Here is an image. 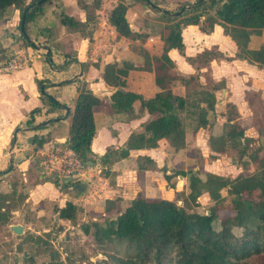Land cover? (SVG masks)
Instances as JSON below:
<instances>
[{
    "label": "trees",
    "instance_id": "trees-1",
    "mask_svg": "<svg viewBox=\"0 0 264 264\" xmlns=\"http://www.w3.org/2000/svg\"><path fill=\"white\" fill-rule=\"evenodd\" d=\"M37 1L39 0H0V22L6 19L11 9L19 10L20 29L21 20L25 17L21 38L29 47H32L31 41L23 33L26 32L33 41L34 38L37 40L41 33L47 34L43 28L37 29L36 25L50 8L47 5L53 0H46L40 5L36 4ZM144 1L167 19H176L181 14L173 16L163 12L160 6L151 0ZM100 4L101 0H97L95 9H98ZM78 5L86 12V21L77 19L62 9L58 22L70 32L90 38L97 28L96 18L89 12L87 2L78 0ZM209 7L215 9L214 14L207 13ZM187 9L183 12L203 10L200 14L182 18L163 27L160 34L164 41V51L160 56L152 55L145 48L133 45V49L143 57L141 66L137 67L133 62L124 60L105 67L104 80L115 88L110 102L115 113H126L129 119H132L136 117L134 103L140 101V107L154 115L144 124L142 131L131 134L123 156H127L133 148L158 147L162 139H167L171 146L180 151L187 145L188 118L192 120L194 130L209 124L208 112L215 111L218 91L221 92L225 85L217 83L208 90L201 84L198 76H184L172 72L175 64L168 52L176 48L185 55L182 35L184 27L203 24L206 20L204 16L208 14L210 26L200 27L210 32L215 24H220L238 46L234 57H227L217 49H206L198 57H187L191 64L205 65L213 60L240 58L260 69L264 68V44L256 50L249 48L251 34L260 33L264 29V0H198ZM127 10L128 5L123 1L117 3L109 14V23L115 27L120 37L145 40L149 34L133 31L127 18ZM51 58L52 53L46 56L50 64ZM133 69L153 72L157 87L164 91L154 97L145 98L142 93L129 89L127 75ZM47 81L36 80L40 89L44 87L45 92H41V95L43 103L49 106L48 111L65 107L46 91L49 85ZM176 83L186 87L185 96L175 95L169 90ZM78 92L68 141L70 147L89 163L90 160L93 161L91 143L96 135L93 109L100 105L102 100L85 82L83 86L78 87ZM247 100L254 119L257 120L255 127L259 137L264 139V104L260 100L259 92H247ZM226 107L227 110L223 114L227 121L219 133L215 132L210 136V146L216 152L235 157L239 165H243L245 161L251 162V172L246 173L243 170L231 178L212 172L190 170L182 173L188 176V189L177 190L175 185L170 183L171 187L176 189V198L173 200L148 198L143 193H138L128 206L119 208L118 198L108 199L103 215L88 217L82 221L80 216L83 208L67 201L65 206L57 209L59 219L78 226L79 230L74 234L79 237H90L95 252L107 257L104 259L105 264H264V155H261L264 143L251 149L254 138L248 136L245 128L240 125L241 114L236 105L230 102ZM40 109H33L31 116ZM34 121L33 116L28 119L27 124L32 125ZM44 125L43 122L40 127ZM49 140V136L36 135L31 138V142L37 147L43 146ZM198 161L203 163L201 152ZM104 162L105 165L108 164V161ZM150 169H158L155 160L148 156H139L138 170ZM12 170L13 168L0 171V175ZM163 171L170 182L173 175L167 174L166 169ZM102 172L109 175L106 169ZM51 182L58 186L55 181ZM7 188L0 189V230L5 232V236L10 234L7 228L13 212L27 203V194L19 192L17 182L8 183ZM223 190H226L225 195ZM204 193H209L211 204L202 210H195L203 207L199 197ZM222 211H228L229 214L223 216ZM51 254L55 259L61 256L55 248H52ZM25 256L26 263L34 261L33 254L26 253Z\"/></svg>",
    "mask_w": 264,
    "mask_h": 264
},
{
    "label": "crops",
    "instance_id": "crops-1",
    "mask_svg": "<svg viewBox=\"0 0 264 264\" xmlns=\"http://www.w3.org/2000/svg\"><path fill=\"white\" fill-rule=\"evenodd\" d=\"M64 5L67 10V5ZM54 9L52 7L47 10L36 25L37 29L43 28L47 33L46 35L41 33L38 37L39 40L54 39L56 36L54 32L51 35L53 30L62 32L61 37L59 35L56 37L59 41L57 47L50 45L52 64L46 60V53L33 49L29 65L12 72L0 73V171L8 170L10 146L15 129L19 126L30 128L21 131L17 136L13 168L19 169L25 183L31 182L32 184L27 191L26 199L31 207L39 205L42 201L63 207L67 201H72L83 208L80 217L83 214L85 220L88 217L95 218L103 215L108 199L118 198L117 206L119 208L128 206L138 193H143L148 198L173 200L176 198V189H188V176L183 175V172L200 170L202 173L212 172L234 178L243 170L246 173L252 171V163L245 161L243 165H236L243 170L235 167L233 171L237 174L228 175L225 172L226 167H224L226 159L232 158L233 164L237 162V159L226 153L214 151L210 146L209 139L213 133H219L222 130L221 127L227 121V117L223 113L227 110V103L230 102L236 105L241 114L240 125L246 131L249 128L248 130L253 133L246 134L255 139L254 133H258L255 127L257 120L254 119L253 111L249 106L247 92L251 90L259 92L260 100L264 104V68L260 69L240 58L213 60L205 65L191 64L187 60V57L202 55L206 49H217L227 57H234L238 52V46L231 36L226 34L222 25L215 24L210 32L204 31L198 25L186 26L182 30L185 55L176 48L170 49L168 52L175 64L172 69L175 74L196 75L204 88L208 90H211L212 86L217 83L225 85L221 92L218 91V103L215 111L208 112L209 124L194 130L192 120L188 118L187 145L180 151L171 146L167 139H162L158 147L133 148L129 150L127 156H123V150L127 148L126 143L131 134L142 131L144 124L154 115L150 114L147 109H142L140 101L134 103L136 117L132 119H129L126 113H115L110 103L115 88L104 80L105 67L108 64L121 63L124 60L133 62L137 67L141 66L143 57L133 49V45L145 48L152 55L160 56L164 51L162 35L154 34L151 30L148 31L149 27L145 25L146 20H142L138 16L139 12L135 10L138 18L137 22L135 21V28H131L140 34L148 33L149 35L145 40L120 37L115 27L109 23L110 13L107 12L105 20H101L100 17V22L97 23L99 30L93 34L94 41L91 44L89 38L86 39L78 33L70 32L66 26L60 24L58 20H54ZM128 10H130L129 6ZM15 13L20 12L15 10ZM66 13L82 21H86L87 18L86 12L80 7H77L74 13ZM1 22L9 27L10 20ZM101 26L105 27V30L111 29L118 39V43L110 45L109 51L104 47L108 46V42H110L107 38L108 35L100 37V34H105V30L101 32ZM8 39L10 43L7 46L12 45V38ZM39 40L34 38L36 42ZM263 44L264 29L260 33L251 34L250 49H259ZM3 45L6 46V44ZM90 45L93 46L92 50H90ZM70 46L73 50L72 55L69 52ZM27 48L29 51L32 50L31 46H27ZM37 79L48 80L49 85L46 91L64 106H67L69 112L65 107L56 111H48L49 106L43 103ZM84 82L102 100V103L93 109L96 135L91 143L93 161L90 160L85 169L86 178L83 180V184H85L86 190L84 192L70 190L69 192V189H59L51 180L42 175L34 157L40 147L33 144L31 138L36 135L49 136L50 140L45 144L68 140L72 113L79 93L78 87ZM127 85L129 89L142 93L145 98L154 97L164 91L157 87L154 73L142 69L129 71ZM169 90L175 95H186V87L182 84L176 83ZM37 107L41 109L33 115L34 123L27 126L28 119L33 117L31 111ZM57 117H63V119L52 121ZM43 122L45 125L41 128ZM200 152L203 163L198 161ZM261 155H264V151ZM139 156H148L154 159L158 169L139 171ZM105 160L108 161L107 165H105ZM105 169L109 175L102 172ZM164 169L167 170V174L173 175L170 182L165 177ZM178 172L179 174H176ZM33 178H37L34 183H32ZM170 183L175 185L176 189L171 187ZM222 193L225 195L226 190H223ZM199 201L202 205H210L209 193L200 196ZM205 206L203 208H206Z\"/></svg>",
    "mask_w": 264,
    "mask_h": 264
},
{
    "label": "rangeland",
    "instance_id": "rangeland-1",
    "mask_svg": "<svg viewBox=\"0 0 264 264\" xmlns=\"http://www.w3.org/2000/svg\"><path fill=\"white\" fill-rule=\"evenodd\" d=\"M82 1L88 3V10L93 14V17L96 18L97 23L100 22V17L101 20H105L107 12L110 13V10L113 9V6H115L120 1H123L130 8L127 13V18L131 24V27L135 28V21L138 18L137 14H135V10H137L139 12L138 16H140L142 20H146L145 25L149 27L148 31L151 30L154 34L161 33L164 26H169L170 24H173L174 22L179 21L182 18H187L188 16L200 14L203 10L196 9L194 11H187V9L184 12L181 11V14L179 16L176 15V19H167L162 15L161 12L153 10L148 4L145 3L144 0H101V4L98 9H95L97 0ZM151 1L159 5L161 9H168L171 12H177L182 10V7L184 5L188 6L198 0ZM64 4L67 5V10L64 8ZM47 6H50L48 10L52 7L55 8L54 20H58L60 13L63 11L62 9L66 10V12L74 13L77 7H79L78 0H53ZM207 13L214 14L215 9L209 7L207 8ZM208 14H205L204 18H206V20L203 22V24L198 26H203L204 28L210 26V22L207 19ZM7 15L8 16L5 20H10L9 27H7L4 22H0V36H3L0 39V66L1 64L8 63L13 59L21 60V58L24 57V61H26V63L23 64V66L25 67L26 65L30 64L31 51H33L34 48L31 47L32 50L30 49L29 51L27 45L21 38V30L19 29L20 13H15V9H11ZM105 29V27L101 26V32H104ZM98 30L99 27L96 28L94 33H96ZM53 32L56 35L54 36V39L51 38L50 40H39L38 38L37 40H39V43H36L40 45L48 44L57 47L59 41H57L56 37L58 35L61 37L62 32L60 30H53L51 35H53ZM107 35V38H109L110 42H108V46L105 45L104 47L109 51V47H111L110 45L115 44L118 39L116 38V35L111 32V29L105 30V34H100V37L102 38ZM10 37L12 38L13 43L12 45L10 44L9 46H7L10 43V40L8 39ZM89 39L91 40L90 42L92 44L94 41L93 36ZM3 44H6V46L4 47ZM92 49L93 46L90 45V50ZM41 51H43V53H46L45 50ZM108 51L104 52L107 53ZM69 52L71 55L73 54L71 46L69 48ZM33 55L35 56V54ZM0 73H5V71L2 70L0 71ZM83 84L84 83H81L79 87L83 86ZM258 125H260V123ZM27 126H29V124H27ZM248 129L249 128H247L246 133L249 135L253 134ZM254 134L255 139L252 142L251 149L257 148L259 145H263L264 143L263 137H259L258 133L256 132ZM34 157L38 160V157L36 155ZM236 165H238V162L233 164L232 158L226 159L224 164V167H226L225 172L228 175L234 176L235 174H237L235 171H233V168H235ZM236 168L239 170H243L239 166ZM33 180L34 181L32 183H34L35 180L37 181V178H33ZM10 182H17L19 192L25 194H27L29 187L32 185L31 182L25 183L23 181V176L17 168H13L10 173H3V175H0V189H8L7 184ZM57 187L59 188V186ZM204 206L205 205H203V207ZM58 207H60L58 206V204L54 205V203L50 204L48 202L42 201L35 207H31L29 203H26V205H21L18 210L13 212L12 218L8 223L7 228L8 233H10L9 236H5V232L3 230H0V264H51V262L58 264H105L104 259H106L107 257L95 252V247L94 244L90 242V237H79L78 235L74 234L79 230L78 226L73 227L71 223L59 219V215L57 212ZM203 207L195 208V210H202ZM205 207H208V205H206ZM221 214L225 216L229 214V212L222 211ZM83 218L84 215L82 214L81 221L84 220ZM17 223H21L25 226L22 238L20 240L16 239V234L10 228L11 224ZM52 248L59 250L61 254L60 258L55 259L52 257ZM26 253L33 254L34 261L32 263H26Z\"/></svg>",
    "mask_w": 264,
    "mask_h": 264
},
{
    "label": "built area",
    "instance_id": "built-area-1",
    "mask_svg": "<svg viewBox=\"0 0 264 264\" xmlns=\"http://www.w3.org/2000/svg\"><path fill=\"white\" fill-rule=\"evenodd\" d=\"M25 63L24 57L13 59L1 64L0 71L19 70ZM36 156L42 175L55 181L61 190H75V184L83 183L86 178L85 169L89 164L70 147L68 140L47 143L37 150Z\"/></svg>",
    "mask_w": 264,
    "mask_h": 264
},
{
    "label": "water",
    "instance_id": "water-1",
    "mask_svg": "<svg viewBox=\"0 0 264 264\" xmlns=\"http://www.w3.org/2000/svg\"><path fill=\"white\" fill-rule=\"evenodd\" d=\"M46 0H39L37 1L36 4L40 5L42 3H44ZM150 1V0H149ZM195 3H192L190 4L189 6H184L182 8V10L180 11H177V12H170L169 10L167 9H162L163 12H167L171 15H179L181 13V11H183L184 9H187V8H191ZM24 27H25V17L22 18L21 20V27H20V30L23 31L24 30ZM30 41H31V45L34 49L38 50V51H41V50H45L46 51V56H48L50 53H51V46L48 45V44H44V45H40V44H37L35 41L31 40V38L27 35L26 32L23 33ZM3 36H0V39L2 38ZM41 92H45L44 90V87L42 86L41 87ZM67 112H69V108L67 106H65ZM63 119V117H57V118H54V120H61ZM27 129H30V128H23V127H17L14 131V134H13V140H12V144L10 146V164H9V167H8V170H11L13 167H14V148H15V145H16V142H17V136L18 134L23 131V130H27ZM235 161V160H234ZM74 189L75 191H79V192H84L86 190V187H85V184L83 183H77L75 184L74 186ZM10 228L13 230V232L16 234V239L20 240L22 238V234L24 232V229H25V226L21 223H17V224H11L10 225Z\"/></svg>",
    "mask_w": 264,
    "mask_h": 264
}]
</instances>
